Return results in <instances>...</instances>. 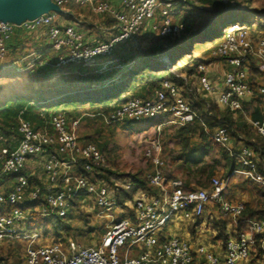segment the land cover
<instances>
[{
	"label": "built area",
	"instance_id": "1",
	"mask_svg": "<svg viewBox=\"0 0 264 264\" xmlns=\"http://www.w3.org/2000/svg\"><path fill=\"white\" fill-rule=\"evenodd\" d=\"M72 1L114 22V34L107 40L90 43L75 24L62 22L60 16ZM228 5L231 0H216ZM59 12H48L15 23L0 20V69L6 68L7 42L16 29L28 34L45 30L48 49H34L23 57L27 67L35 65L60 69L81 65L106 73L122 67L118 52L134 41L148 24L162 39H173L186 32L185 21L175 20L187 0H52ZM55 54L53 61L46 55ZM210 57L222 62L225 70H213V63L198 66V74L184 76L185 86L170 79L147 97L132 96L120 101L107 113L98 114L108 124L163 119L164 126L178 128L192 124L197 113L189 97L197 82L203 97L218 107L241 115L255 133L264 139V31H256L239 21L224 27L220 43ZM21 68H18V71ZM179 77V76H178ZM195 79V80H193ZM187 86V87H186ZM22 111L13 124L0 129V181L10 180L0 189V251L8 244L26 242V264H251L253 253L264 264V218L247 219V230L231 237L218 253L206 244L192 242L166 229L176 221L190 222L204 217L215 206L219 219L239 225L245 211L242 201L230 202L225 192L233 175H240L264 187V175L254 149L235 143L225 127L216 128L211 138L235 157L243 169L227 177L214 176L208 188H188L182 179L167 178L168 164L163 157L161 139L155 138L145 148L151 165L147 180L155 192L135 193L132 214L121 217L118 201L120 188L131 190L130 177L107 181L103 175L107 158L98 145L83 143L78 135L80 118L42 110L37 118ZM259 114L255 118V114ZM95 208L97 216L107 220L101 242L84 247L75 242L41 244L38 230L29 232L36 216L41 219H67L74 211ZM119 216V217H116ZM212 219L213 214L211 215Z\"/></svg>",
	"mask_w": 264,
	"mask_h": 264
},
{
	"label": "rangeland",
	"instance_id": "2",
	"mask_svg": "<svg viewBox=\"0 0 264 264\" xmlns=\"http://www.w3.org/2000/svg\"><path fill=\"white\" fill-rule=\"evenodd\" d=\"M107 1L117 2L118 0ZM190 2L191 3L186 5V7L180 9L179 14L175 15V20L186 22L194 16V6H204L201 0H191ZM234 5L237 6L238 12L232 16L229 21L230 23L239 21L251 26V28L256 31H264V0H235ZM67 6L71 8L80 7L83 9L88 7L80 6L74 1ZM30 16V13L26 15V17ZM19 17L20 16L16 15L13 21L16 22ZM105 18L99 21V23L104 24L103 27H111L112 24L114 25L112 21V23H109ZM102 32V40H107L114 34L113 30H107L106 32L103 30ZM105 33H108V35ZM185 36L186 34L176 40L174 43L180 41V44H176L175 47L169 49L168 52L173 53V50L178 51L179 46H182L181 43H183ZM30 42L31 41H27V44ZM160 43L159 37L149 30V25L147 24L142 33L132 41V43L121 49L118 54L121 58L129 55L130 52H134L138 56L152 55L155 53V49ZM8 44H10V41L7 42V47ZM214 45V43H208L204 46L195 45L193 52L195 55L206 54L209 53V50H211V47ZM9 50L10 48L8 47V52L5 57L6 68L0 69V125H2L3 128L13 125L22 111H25L24 116L34 120L37 118V112L40 110H45L50 113H66L72 118H80V125L77 131L78 135L83 140L98 145L105 154L108 165L107 171L109 172L106 171L103 177L107 181L110 182L111 179L115 177L124 179L126 175L133 176L135 172L133 173L132 171L138 170L137 168H139L140 165L143 164L148 166L149 164L146 162L144 155L145 148L148 146L149 142L158 137L162 142L163 157L169 167V154L173 151H179L181 148L180 141L175 138L179 129L178 127L170 125L164 126L160 131H158L156 127H152L148 131L138 132L130 128L127 122L108 124L104 117L95 114L98 112L107 114L108 111L113 108L114 104L112 106H108V104L101 107L97 106L98 108H93L88 103L80 106L66 105L63 101L67 100L68 97H75L85 92H79L78 95L73 93V90L80 89L84 86L80 78H77V80L73 78L71 69L61 71L51 69L49 72L50 76L43 75L36 65L32 68H28L26 64L16 63V60L19 59L23 51H18V53L11 56ZM54 56L55 54H50L51 58ZM188 57L186 53H184V55L182 54V57L179 58L180 60H177L176 64L172 66L171 72L164 71L156 73L150 71L146 76L157 75L164 79H171L172 74L176 73L178 75L182 73V68L187 63ZM159 59H161L163 63L169 64L167 56L163 55ZM17 68H21V71H17ZM92 79L93 78H88V80ZM133 85L131 92L126 98H130L135 94L141 95L144 91H147L146 87L143 84H139V82H135ZM108 86L109 84L107 83L106 87ZM65 92L67 94L61 96V94ZM41 100L48 101L45 106L46 108H42L44 106ZM118 102H120V100L116 103ZM238 116V131H240L244 143L256 142L257 134L251 127L249 121L241 115ZM135 125L141 126L142 123ZM237 141L238 140H234L235 143H237ZM199 142L200 140L196 139L193 141V144L197 145ZM199 153L204 154L202 155L201 163L207 167L205 172L214 168L216 171L215 176L227 177L224 176V151L215 148L205 149L201 147ZM179 165L181 164L174 165L173 176L184 179L185 175L182 170H180ZM0 184L2 183L0 182ZM225 199L230 202L242 201L248 203L254 211L264 210V196L258 195L253 190L250 182L240 175H233L231 177L230 184L225 192ZM121 216L120 214V217ZM116 217L119 216L116 215ZM106 225L107 220L99 218L95 208L91 211L85 206L84 208H80L79 211H74L67 219H64L61 227L58 228L51 224L48 225V227L45 225L41 228L39 231L40 243H58L65 246L69 242H75L84 247H94L101 242L106 231ZM167 231L169 232V228L166 229V232ZM201 237L203 239L209 238L208 236H200V239ZM26 244V242L21 241L6 245L5 248L0 251V261L4 259V264H26L24 256Z\"/></svg>",
	"mask_w": 264,
	"mask_h": 264
},
{
	"label": "trees",
	"instance_id": "3",
	"mask_svg": "<svg viewBox=\"0 0 264 264\" xmlns=\"http://www.w3.org/2000/svg\"><path fill=\"white\" fill-rule=\"evenodd\" d=\"M190 1L187 0V5L191 3ZM201 1L204 6H194V16L186 21L187 29L183 34H186V36L183 40V43H181L182 46L178 45L179 50H173V53H169L168 51L169 49H173L176 44H180V41L176 43L174 42L180 39L182 35L173 39L159 38L161 43L159 46H157L155 53L152 55L138 56L134 52H130L129 55L122 58L120 57L122 67L113 68L111 71L106 73H97L95 69H86L78 64L70 65L60 69H54L50 66L46 67L38 64L36 66L39 71L45 72L44 75L47 76H50L49 72L51 69L60 71L71 69L73 78L75 80L80 78L83 81L82 83L84 87L73 90V93L78 95L79 92H85L75 97H68L67 100L63 101L64 104L70 106H80L86 103H88L93 108H98L97 106L101 107L105 104H108V106H112L113 104L116 105L117 101L126 100V96H128L131 92L135 82H139V84H143L146 87L147 91H144L140 96H150L155 91V89L160 87L162 82L167 78L164 79L163 77L157 75L146 76V74L150 71L156 73L164 71L171 72L170 70L172 69V66L176 64L177 60H180L179 58H181L182 54L184 55V53H186L189 57L187 63L182 68V73L178 75L176 73L172 74L170 80L176 82L180 86H185V80L183 79L184 76L189 78L194 75L196 76L199 73L198 66L200 64L209 65L216 61V59L208 55H210V51L220 43L224 27L230 23L229 21L232 16L238 12L237 6L234 5L235 0H231L228 5H223L216 0ZM208 43L215 44L211 47L209 53L195 55L193 52L195 45L204 46ZM163 55L168 57L169 64L163 63L161 59H159ZM54 58L55 57H49V60L53 61ZM88 78L93 79L88 80ZM107 83L109 84L108 87H106ZM192 87L194 91L189 97V102L197 113V118L192 124L178 129L175 138L180 141L181 148L179 151H173L169 154L170 158L168 160H170V164L168 169L173 172L174 165L181 164L179 165V168L185 175L183 181L188 188H208L210 180L215 176L216 171L213 168L208 172H205L207 167L201 163L202 155L204 154L199 153L201 147H204L205 149L215 148L225 152L223 156L225 160L224 176H229L234 171L243 169L242 165L235 157L230 156L224 149H222V147L215 144L211 138V134L216 128L225 127L228 129L233 140H238L237 142H240L242 137L240 135V131H238L239 125L237 117L239 116H236L229 110L221 109L210 98L203 97V95H201L197 89L196 81H194V84L189 85L187 88ZM63 94L67 93H62L61 96ZM41 101L43 103L42 105L44 106L42 108H46L45 106L48 101ZM100 113L103 112H98L95 114L98 115ZM254 117L258 118L259 115L256 114ZM139 123H142V125H135ZM162 123L163 119L160 118L145 120L142 122H127L130 128L138 132L148 131L150 128L158 127ZM0 129L4 130L2 125H0ZM196 139H199L200 142L197 145H194L193 141ZM247 145L255 150L259 162V171L264 175V139L257 135V141L247 143ZM130 179L132 184L131 190L120 188L118 193V201L126 212L129 211L130 213H133L132 209H129V207L125 205V201L126 199H133L136 192L148 188V181L140 171L136 172L133 176H130ZM249 182L252 185L253 190L258 195L264 196L263 186L251 181ZM192 184H194V186H192ZM244 205V214L233 236H238L241 232L247 230V225L245 222L247 219L264 218V210L254 211V209H252L248 203H244ZM8 211L9 210L7 208H0L1 215L8 213ZM62 221L63 219H41L36 216L35 221L31 223L32 226L28 231H40V229L45 225L48 227V225L51 224L59 228L61 227ZM201 221L202 218H197L191 222L190 229L192 235L196 234L195 227L200 224ZM212 223L214 228L218 229L219 231L214 240L220 241L224 247L226 242L230 239V235L225 229L226 222L222 220H213ZM257 260L258 256L256 253H253L251 264H258ZM1 261H4V259H1Z\"/></svg>",
	"mask_w": 264,
	"mask_h": 264
},
{
	"label": "crops",
	"instance_id": "4",
	"mask_svg": "<svg viewBox=\"0 0 264 264\" xmlns=\"http://www.w3.org/2000/svg\"><path fill=\"white\" fill-rule=\"evenodd\" d=\"M64 11H65V13L60 16V19L62 20V22L66 23V24H75L76 28L85 36V39L90 43H94L97 40L103 39V36H102L103 30L105 32L107 30H109V31L113 30L115 32V30L113 28L114 27L113 24L111 25V27H103L104 24L99 23V21H100V19L104 20L105 17H101L99 15L94 14L91 11L90 7H86L83 9L80 7L71 8V7L67 6L64 9ZM1 13H0V17L3 14V13L2 14ZM26 18H30V17H26ZM106 19H107V17L105 18V20ZM107 20L109 23L112 21L110 19H107ZM15 23H19V21L17 20ZM105 34L108 35V33H105ZM27 41H31V42L29 44H27ZM48 46H49V39H48V35L45 32V30H40V31H37L35 33L28 34L25 31H23L22 29H16L13 38L10 40V44H8V47L10 48L9 52L11 53L10 54L11 56L18 53V51L19 52L23 51V52H21L22 54H20L19 59L16 60V63L19 62L20 64H26V65H27L26 61H22V60H23V57H25L29 53V51H31L33 49L35 51H45L48 49ZM208 56H210V55H208ZM48 57H50V55H46L45 58L47 59ZM5 63H6V60H5ZM16 63H14V64H16ZM212 66L214 68L213 70H216V71L225 70L223 63L219 62V61L213 62ZM41 73H43V75H44L45 72H41ZM137 95L135 94L132 96H137ZM138 96H140V95H138ZM126 99H128V98H126ZM75 119H77V118H75ZM80 140L83 143H92V142L83 140L81 137H80ZM137 169L138 170H133L132 172L136 173V172L140 171L143 173V175L147 179L148 174L151 172V165L147 166V165L142 164ZM166 172H167V178L169 180L182 179V178L173 176V172L170 171L168 169V167L166 169ZM125 177H124V179L120 178L121 181L126 180L130 176L126 175ZM0 182L2 183V184H0V189H6L11 184L10 180H8V179H3ZM192 186H194V184H192ZM143 190H149L153 193L155 192V189L151 188L149 186V183H148V188L143 189ZM131 202H132V199H126V201H125V205H127V207H129V209H131V205H132ZM122 209H123V213L121 214L122 215L121 217L132 214L129 211L126 212L123 207H122ZM212 214H213V217H215L213 219L211 217ZM213 220H222V221L226 222V228L225 229H226V232L230 235V238L233 237V235L235 234V232L237 230V227L239 226V225H236L235 222H233L232 220L219 219L216 215L215 206H212L205 213L204 217H202L201 223L195 227L196 228V230H195L196 234L195 235H192L191 229H190L191 228V222H193L194 220H192L190 222H183V221L178 222V221H176L175 223L170 224V226L168 227L169 233H170V235H177V236H180L186 240L191 241L194 247H196V245H198V244H206L209 247L214 248L218 253H223V244L220 241L214 240L215 237L218 235L219 231H218V229L214 228L213 223H212ZM184 231H185V233H184ZM200 236H208L209 238L203 239L201 237V239H200ZM25 263H26V261H25ZM0 264H4L3 261H0Z\"/></svg>",
	"mask_w": 264,
	"mask_h": 264
},
{
	"label": "water",
	"instance_id": "5",
	"mask_svg": "<svg viewBox=\"0 0 264 264\" xmlns=\"http://www.w3.org/2000/svg\"><path fill=\"white\" fill-rule=\"evenodd\" d=\"M59 12V8L50 0H0L1 19L13 21L16 15L20 16L18 21L26 18L28 13L31 17L48 12Z\"/></svg>",
	"mask_w": 264,
	"mask_h": 264
}]
</instances>
